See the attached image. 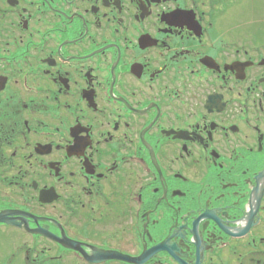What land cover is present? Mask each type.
Returning a JSON list of instances; mask_svg holds the SVG:
<instances>
[{"label": "flooded vegetation", "instance_id": "flooded-vegetation-1", "mask_svg": "<svg viewBox=\"0 0 264 264\" xmlns=\"http://www.w3.org/2000/svg\"><path fill=\"white\" fill-rule=\"evenodd\" d=\"M0 264H264V0H0Z\"/></svg>", "mask_w": 264, "mask_h": 264}]
</instances>
